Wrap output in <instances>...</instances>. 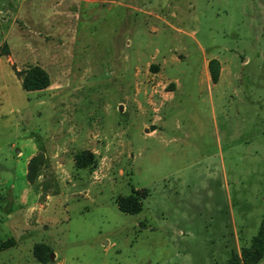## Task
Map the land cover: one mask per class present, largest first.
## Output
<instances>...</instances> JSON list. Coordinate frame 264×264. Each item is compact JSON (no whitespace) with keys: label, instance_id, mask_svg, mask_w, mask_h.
Wrapping results in <instances>:
<instances>
[{"label":"rangeland","instance_id":"374dc122","mask_svg":"<svg viewBox=\"0 0 264 264\" xmlns=\"http://www.w3.org/2000/svg\"><path fill=\"white\" fill-rule=\"evenodd\" d=\"M4 43L0 245L14 242L0 264H222L249 242L264 213V0H0ZM32 64L47 87H22ZM132 189L142 208L125 213Z\"/></svg>","mask_w":264,"mask_h":264},{"label":"trees","instance_id":"16d2710c","mask_svg":"<svg viewBox=\"0 0 264 264\" xmlns=\"http://www.w3.org/2000/svg\"><path fill=\"white\" fill-rule=\"evenodd\" d=\"M9 53L7 43H4L0 49V56ZM208 70L212 81L216 82L220 75V61L216 57L208 60ZM21 80V85L26 90L43 89L50 84L49 72L39 64H32L24 69L16 70ZM74 159L76 165L85 167L93 162V152L82 149L75 153ZM41 163L40 154L32 155L27 161L26 177L29 181H34L37 176L38 167ZM143 194L136 189H132L129 193L120 195L116 201L118 208L125 213H136L142 208L141 197ZM264 198V191H263ZM14 242L13 237L2 241L0 249L10 246ZM34 255L38 260L45 262L49 259L51 252L44 242H37L33 248ZM264 257V213L261 216L259 226L256 232L251 235L248 243L243 244L239 251H232L228 258L222 264H259Z\"/></svg>","mask_w":264,"mask_h":264},{"label":"crops","instance_id":"0c3cea01","mask_svg":"<svg viewBox=\"0 0 264 264\" xmlns=\"http://www.w3.org/2000/svg\"><path fill=\"white\" fill-rule=\"evenodd\" d=\"M211 57H216V56H209V57L207 58V64H208V60H209ZM216 58H218V57H216ZM218 59H219V61H220V65H221V67H220V75H219V78H218V80H217L216 82L212 81V79H211L212 84H217L218 82L221 81V75H222V72H223V64H222V59H221V58H218Z\"/></svg>","mask_w":264,"mask_h":264}]
</instances>
